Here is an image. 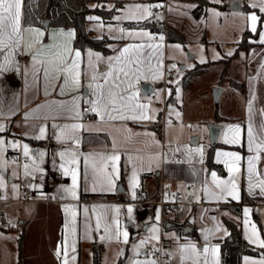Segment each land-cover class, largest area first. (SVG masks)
I'll return each instance as SVG.
<instances>
[{
	"label": "rangeland",
	"instance_id": "obj_1",
	"mask_svg": "<svg viewBox=\"0 0 264 264\" xmlns=\"http://www.w3.org/2000/svg\"><path fill=\"white\" fill-rule=\"evenodd\" d=\"M122 1L123 6L114 13L113 21L109 24L90 19L88 22V27L93 29L95 37L108 34L111 37L119 38L120 41L109 43L113 47H116L121 41L145 38L128 36L129 31H145L153 35L150 29L129 26L131 23L165 17L164 12L155 13L153 11V7L160 5L161 0ZM209 1L211 4L206 7L203 0H198V3L206 7V14L202 20L191 16V4L187 3L189 9L182 12V15L188 12L186 16L167 18L155 24L160 25L162 30L161 32L160 28L159 30L155 29V32L158 34L157 37L161 35L164 37L163 50L160 53L156 51L153 52L154 54L152 52L140 54L141 63H146L147 72L153 70V73H157L162 70L163 73L162 78H155L151 81L154 85V92L147 98L153 118L147 123L140 126L130 123L112 126L108 146L91 148L82 145L81 142L77 145L73 138L67 136L68 142L59 149H55L54 144H50L51 152L49 153L47 150L41 149L36 155L28 149L27 156L23 151V156L28 159V162L22 166L11 159L7 147L4 148L0 144V188L6 192L7 197H17L22 187L21 183L23 187H26L22 181H25L27 176L25 165L34 168L35 181L32 187L40 184L41 180L49 176L48 169H44V167H48L50 171H56L62 178L69 179L59 187L64 192L60 201L68 205L74 202L80 204L79 211L82 213V218L81 222L80 219L77 221L78 226H81V235L78 239V245L81 244L78 255L79 264H94L95 244L102 246L100 264H116L121 256L123 257L122 264H134L135 261L155 259L151 254L144 253V250L150 251L151 248L159 246L162 240L161 216L159 210L154 216L151 207L147 211L139 209L135 202L136 198L133 199L131 195L133 191L131 177L133 171H136L140 182L142 179L147 181L148 176L142 177L148 170H154L152 174H155L163 158L164 143L170 150L167 153L168 156L179 154L182 157L180 160L189 158V150L193 154L197 148H202L203 152L207 151L211 145L209 126L220 120L216 118L218 113L230 118L236 116V121H231V123L243 124L246 122L247 130L249 121H251L256 140L259 142L264 139V127H262L264 126V43L261 42L264 26L260 31L258 30L259 32H252L245 19L252 12H256L257 15L259 13L256 10L247 11L243 8L246 3L251 6L253 0ZM235 1L241 2L242 9L232 10L229 8V5ZM113 2L114 0H109L108 6H113ZM178 4L175 0H169L168 14L176 12L175 7ZM91 5L96 6L97 3L92 2ZM136 5L150 7L153 14L139 21L129 19V15L136 12ZM89 17L100 18L96 13L90 14ZM116 17H121V19L117 20ZM171 21L176 26H171ZM170 27H173L176 33L184 36L185 41H167L163 34ZM121 28L125 30L124 33L119 31ZM247 29L250 30L247 41L252 46L249 51L238 49V44ZM229 52L232 54L228 55ZM190 54L193 56L190 57ZM105 57L102 63L109 61L108 58L111 56ZM172 65L176 67L173 68ZM182 65L185 66L184 69L181 68ZM169 69L174 71L175 78L165 80V71ZM183 79L186 84L182 82ZM176 81L179 83L177 84ZM217 88L222 90L218 100L214 94ZM249 105H251L250 113ZM176 113L180 114L179 117ZM156 121L161 123V130H157L153 126ZM222 122L228 123V120L223 119ZM222 137L221 135L220 140H223ZM53 142L56 145L60 144L57 140ZM12 146L14 147V145ZM61 152L77 153L79 163L76 165L78 169V187L76 189L78 198L76 199L72 197L70 191H65L72 188V179L71 176L64 175L63 169L60 167L61 164H64V160L60 156ZM114 152L120 155L119 178L115 181L114 190H108L104 164L107 163L108 170L111 171V161L102 158H106ZM41 153H43L42 159ZM81 166L85 170L83 173L80 170ZM95 169H99V175L92 174L93 171H98ZM9 173L15 175L16 179L10 181ZM261 175L264 179V160L261 163ZM123 176L124 182L122 183ZM120 186L125 187V190L118 192ZM93 188L98 192H114L116 195L107 202H99V200H95V197H92L90 201L81 198L82 190L84 192L93 191ZM135 191L137 197V188ZM121 197H124L125 200H118ZM98 198L102 199L99 196ZM129 206L133 208L131 219L127 215ZM117 207L120 209L119 216L115 212ZM29 208L30 204L26 203H11L6 206L5 213L11 221V227L8 232L0 233V241L3 245L0 250V264H19L21 248L18 237L22 227L18 221L24 217ZM85 209H87V213H85ZM157 215L160 217L159 221L155 219ZM69 218L73 219L74 217L69 216ZM98 219L99 229L96 228ZM117 219L120 230L126 229L129 232L128 244L115 238V228L109 232L105 231L106 225L113 224V221ZM153 226L159 229L160 239L158 242L150 239L152 236L150 229ZM142 239L149 242L137 249L139 255H136L133 250L134 246L139 245ZM175 252L176 263L179 260V245H176Z\"/></svg>",
	"mask_w": 264,
	"mask_h": 264
},
{
	"label": "crops",
	"instance_id": "obj_2",
	"mask_svg": "<svg viewBox=\"0 0 264 264\" xmlns=\"http://www.w3.org/2000/svg\"><path fill=\"white\" fill-rule=\"evenodd\" d=\"M108 1L109 0H107L104 7L110 9L114 7L115 1L117 0H114V4L111 7L108 6ZM175 1L177 4L180 3L176 5L177 7H175L176 12H173L170 15L167 11L164 18L149 19L144 21H151L156 24L159 23V21L166 20L167 18L186 16L188 12L185 15H182V12L189 9L187 7V3L191 4V11L189 10L191 13H189L191 16L195 17L194 8L197 6L198 0ZM168 2L169 0H167V5ZM242 6L243 5L241 4V9ZM98 15L100 16L98 22L109 24L113 21V16L111 18L104 19L100 14ZM204 16L205 14L199 18H195L197 20H202ZM171 26H176L173 21H171ZM22 27L24 29L37 28L43 32L44 35L40 38L42 43L36 44L34 43V36L25 31L23 39L16 47L12 57H10L13 63L7 65V71H0V126H3L4 128V130L0 132V140L4 141L2 144L4 148L7 147V150L14 148L13 150L19 151L23 155L24 146L27 145L28 149L33 151L36 155L41 149L47 150L49 153L51 152L50 144H54L55 149H59L68 142V139L66 138L67 136H69V138L72 136H78L82 145L90 146L91 148L108 146L110 143L112 126L123 125L126 123L140 126L149 121L132 119L112 120L109 119L107 115H105V118L101 120L97 113L91 111V102L96 100V96L94 95L96 84L105 85L107 73L115 67L114 61L102 63V60H104L103 58H106L105 56L109 55L114 58L119 55L120 51L124 47L129 45L161 43L157 37L158 34L152 30V27L133 26L150 29L153 32V36L157 37L155 41H149L147 38L132 41H121L116 47L109 45L111 51L108 53L90 46L84 48L75 46L74 39L76 31L73 27L55 26L50 23L49 27L45 28L43 23L42 25L25 24L24 3L22 6ZM90 29L93 34V29ZM169 29L174 30L173 27H170ZM61 30L64 32H75V36L68 40V45L73 50L81 52L79 67L81 75L80 85L78 87L73 86L71 83L65 85L63 75H60L57 79H53L50 74L46 79L44 75V67H47V63L44 65L36 64L35 67L33 64V56L36 55L37 52L41 53L37 56V60L47 61L50 59L49 46L65 42V38L60 35ZM163 35H165V38L167 37L166 33ZM103 37L110 38L111 42L120 41L119 38L111 37L108 34H104V36L97 38ZM183 38L185 41L184 36ZM29 45H31V47ZM162 50L163 47L159 50L145 47L141 53H153L156 51L160 53ZM89 51L98 53L101 57L98 62L94 61V67L89 65ZM7 52V49L0 51V64L5 63L4 57L7 55ZM129 55L135 60V51L130 52ZM145 66L146 63L132 65L133 68L139 67L141 70L140 79L138 81H133L135 87L132 90L139 92L138 101L140 103L150 104L147 98L148 95H144L142 93L141 85L144 82L151 83V81L155 79V73H153V70L147 72ZM93 74L97 76V80L95 81L91 79ZM115 74L122 75L119 73ZM89 84L92 85L91 88H89ZM85 106L89 107L88 111L84 110ZM90 113L93 114V117L88 116ZM113 115H115V113H113ZM149 115H151V106ZM219 115L230 118L226 115ZM222 121L223 120H218L213 123L221 125V131L217 141L221 144L214 148L213 160L217 164L221 165L225 172H221L218 168H209L206 164L208 149L214 144H211L207 151L203 152V163L198 162V155H193L192 162L188 163V158L180 160L182 157L179 154L176 156L171 155L169 157L167 154L168 151H170L169 147L164 143L163 158L159 163L157 171L153 175L152 173H154V170H148V172L142 177L144 178L145 176H148L147 181L142 179V181L139 182L145 184V186L149 189L150 195L156 194L162 187L166 198H170L172 193L177 191L181 192L184 197L194 202V204L189 205L183 211H171L166 208L162 209L161 206L157 204H153L148 207V209L150 207L152 208L154 216L156 215L157 210H159V214L161 216L162 240L164 241L167 249H171L174 252L176 245H179L180 249L181 245L189 242L195 243L197 247L201 249L206 243L219 245L220 247V244L216 241V239L224 238L230 233V223L235 224L241 229L243 236L249 243L251 242L248 237L251 235V224L253 223L258 229L260 237L264 238V194L261 193L258 186L253 187L251 190L248 186L246 171L247 157L253 153H250L247 147V124L246 122H243V124L235 122L231 123V121H236V116L233 118L231 117V119L228 120V123H224ZM73 124H82L83 128L72 130L70 126ZM236 125H239L242 130L241 144L234 145L225 143V133L228 128ZM65 126L69 127L66 128ZM153 126L157 130H161L160 122L156 121ZM41 128L44 129V135L42 138H40ZM221 135L223 136V140H220ZM57 137H60V139H57ZM56 140L60 142L59 145H56L53 142ZM12 145H14V147ZM218 153H239L242 157H244V160L241 162V173L237 178L240 194V199L238 201L233 200L231 197L217 201L210 195V193L219 192V189L216 188L213 183L211 175L212 172H215L217 177L221 180H228L230 177L228 167L223 162L225 157L221 156L218 160ZM178 155L180 156L179 158L177 157ZM13 160L17 161L16 159ZM263 160L264 159L258 162L257 167L259 175L253 176V185H257L259 179H263L261 175V163ZM26 162H28L27 158L25 162H18V164L22 166ZM44 169H48L47 171L49 176L44 180H41L40 184L38 183L36 186L32 187L35 181V177L33 176L34 168L32 167L27 168L26 180L22 181L25 183L26 187L35 192L43 193L48 190L52 196L51 201L13 202L12 199L16 197H8V200L4 201V203H7L6 206L11 203L30 204L29 211H26L24 217H21L18 221V224L22 227L19 237L22 233L24 234V240L22 246L20 247L21 251L19 253V262L21 261L22 264H64L63 253L64 248L67 247L68 264H79L78 255L80 253L81 244L80 246L78 245V239L81 235V226H78L77 221L80 219L81 222L82 218V213L79 211L80 204L79 208L75 209L72 204L68 205L61 202L60 199L61 196L64 195V192L59 187L63 182H67L69 179L60 177L56 171H50L48 167H44ZM80 170L82 173L85 172L83 166L80 167ZM95 170L98 171H93L94 173L92 174L99 175V169ZM9 174L10 181L16 179L15 175L12 173ZM51 178L55 179V183H50ZM123 182L124 176L122 177V183ZM191 183L195 184L194 189H189V185ZM205 189H207V192ZM124 190L125 187L120 186L118 192H122ZM115 195L116 194L114 192L81 191V198L88 201H90L92 197H95V200H99V202H107L112 200V196ZM246 195L254 198L255 200L251 202L244 200ZM98 196L102 197V199L100 200ZM118 200H125V198L121 197ZM245 208L251 209V212L247 216H245L244 213ZM94 210H96V207H94ZM73 212L75 213V217L70 219L69 216H73ZM245 219L250 221V224L247 226L244 224ZM217 226L221 229L220 231H217ZM9 230L10 228L1 229L0 233L8 232ZM223 230H226V233ZM205 235L209 236L208 242L204 240ZM73 244L75 246V251H72ZM251 244L259 247L258 244ZM2 246L3 245L0 241V250H2ZM262 249L263 252L260 255H244L242 257V264H245L246 257L249 261H260L264 259V248ZM58 251L61 252L60 256H57ZM144 253H147L148 255L149 250H144ZM73 257H75L74 260ZM175 260L171 264H182L181 252L179 253V260L176 263ZM157 264H160L159 261H157ZM183 264H192V261L191 259H186L183 261ZM220 264H222L221 247Z\"/></svg>",
	"mask_w": 264,
	"mask_h": 264
},
{
	"label": "snow or ice",
	"instance_id": "obj_3",
	"mask_svg": "<svg viewBox=\"0 0 264 264\" xmlns=\"http://www.w3.org/2000/svg\"><path fill=\"white\" fill-rule=\"evenodd\" d=\"M219 2V0H217ZM24 0H0V51L8 50L7 55L4 57L5 63L0 64V71H7V65L13 63L10 59L12 57L16 47L20 44L23 39L25 31L31 33L34 36V43L41 44V37H43L44 33L41 32L37 28H28L24 29L22 27V6ZM156 7H159L157 5ZM252 8H258L259 12L264 13V0H253L251 5ZM136 12L131 13L129 15V19H136L139 21L140 19H145L148 16H151L153 13L148 6L136 5ZM90 20H99L98 17H89ZM117 20L121 19V17H116ZM250 29L252 32L258 31V26H264V19H262L256 12H252L250 15L245 17ZM103 26L102 24L100 25ZM121 33H124L125 30L121 28L119 30ZM60 35L65 38V42L62 44H53L49 46L50 59L47 61L37 60V56L41 53L37 52L36 55L33 56V64L34 67L36 64L44 65L47 63V67H44V75L47 79L51 74L53 79H57L60 75L64 77V84L68 85L71 83L73 86L78 87L80 85V61H81V52L78 50H73L68 45V40L75 36L74 31L64 32L61 30ZM128 36H140L145 37L149 41H155L157 37L153 36L151 33L145 31L132 32L129 31L127 33ZM161 43H148L145 44H136L129 45L124 47L119 55L116 57H109V61L115 62V67L112 68L107 73V78L105 80V85L96 84V88L94 91V95L96 96V100L91 102V111L97 113L100 116V119L103 120L105 115L109 119L116 120H150L153 117L149 115L150 112V104L148 103H140L138 101L139 92L134 91L135 84L133 81H138L140 79V68H133V64H140V54L142 50L147 47L149 49L159 50L163 47L164 37L161 35L158 37ZM261 42L264 43V35L261 36ZM31 47V45H29ZM179 47V46H177ZM136 52L135 60L132 56L129 55L130 52ZM232 53L229 52L228 55ZM101 57L98 53H93L91 51L88 52V60L89 65L94 67V61H99ZM203 62V61H202ZM175 68V65H172ZM115 73H119L122 75H116ZM154 77L159 79L162 78V72H157L154 74ZM91 79L93 81L97 80V76L95 74L92 75ZM171 83V81H170ZM178 84L179 81H176ZM92 85L89 84V88ZM132 90V91H130ZM251 112V105H249V113ZM115 113V115H113ZM79 115V114H78ZM177 117H179V113H176ZM66 128L69 126H65ZM72 130H78L83 128L82 124H73L70 126ZM264 127V126H262ZM4 130L3 126H0V132ZM241 127L239 125L229 127L227 132L225 133V143L228 144H241ZM44 135V129L41 128V137ZM75 140L76 144L79 145V137L74 136L71 137ZM60 139V137H57ZM4 141L0 140V144H3ZM158 143V142H157ZM247 147L252 155L247 157V179L248 186L251 190L253 187L258 186L262 194H264V179H259L257 185H253L252 179L253 176H258V162L264 159V139L259 142L256 140L254 136L251 121H249V126L247 130ZM179 151V148H177ZM29 153L27 145L24 146V155L27 156ZM193 155L199 156L200 163H203V149L197 148L195 153L193 154L191 150H189V158L188 163L192 162ZM61 159L64 160V164H61V168L63 169L64 175L71 176L72 179V188L66 189L65 191H70L71 195L74 199L78 198L77 196V187H78V169L76 165H78L79 161L77 158L76 152L71 153H60ZM225 157L223 161L230 173V177L228 180H221L217 177L215 172H212V180L216 188L219 189L218 193H210L217 201L221 199H226L227 197H231L233 200H239V185L237 183V178L241 173V162L244 160L239 153H218L217 159L220 157ZM43 158V153H41V159ZM106 161H111V171L108 170L109 165L107 163L104 164V173L105 179L108 184V190H114L115 181L119 178V167L118 162L120 160V155L117 153H113L112 155L102 158ZM131 159V158H130ZM95 167V164L93 165ZM25 173L27 174L28 165H25ZM132 184V198H136L135 189L139 187V179L136 171H133L131 177ZM95 191V188L92 189ZM207 192V189H205ZM67 210V209H66ZM115 212L117 216L120 214V209L115 208ZM251 212V209L245 208L244 213L247 216ZM85 213H87V209H85ZM133 208L129 206L127 208V215L129 219L132 218ZM73 217H75V213L73 212ZM159 221V215L155 218ZM244 224L247 226L250 224L248 219H245ZM96 228H100L99 219L97 220ZM112 228H115V238L117 240H121L122 243L128 244L129 242V232L125 229L123 231L120 230L119 220L113 221V224L106 225L105 231L109 232ZM221 229L217 226V231ZM150 231L152 232L151 240L159 241V229L155 226L151 227ZM226 233V230H223ZM103 239V237H101ZM249 241L254 244H258L260 248H264V238H261L256 228V225L251 224V235L248 237ZM204 240L208 242L209 236L205 235ZM148 240H141L139 245L134 246V253L139 255L137 249L143 247ZM72 251H75V246L73 244ZM155 251H159V249H155ZM181 252V261L186 259H191L192 264H220V247L219 245H211L206 243L203 248H198L197 245L193 242H189L180 246ZM61 252H57V256H60ZM64 264H68V255H67V247L64 248ZM171 255V254H169ZM75 257H73V260ZM134 264H157L155 259L146 260V261H135ZM245 264H264V259L260 261H249L248 258H245Z\"/></svg>",
	"mask_w": 264,
	"mask_h": 264
},
{
	"label": "trees",
	"instance_id": "obj_4",
	"mask_svg": "<svg viewBox=\"0 0 264 264\" xmlns=\"http://www.w3.org/2000/svg\"><path fill=\"white\" fill-rule=\"evenodd\" d=\"M92 2H96L97 5L92 6ZM203 2H205L204 5L206 6L211 3L208 0H203ZM106 3L107 0H24V22L28 25H42V20L47 18L51 20L52 25L73 27L76 31L74 39L75 46L81 48L90 46L108 53L111 51V48L109 47L111 39L107 37L97 38L93 36L91 29L88 27L90 14L98 13L104 19L111 18L119 7L122 6L123 1H115L114 7L110 9L104 7ZM243 8L247 11L256 10L260 17L264 19L263 13L259 12L258 8L254 9L247 3ZM194 14L196 18L201 17L206 14V7L198 3L194 8ZM130 25L152 27V30L154 31L155 29L159 30L160 28V25H155V23L151 21L131 23ZM261 28L262 26H258L259 31ZM249 32V29L244 32L243 37L238 44V49L249 51L252 48L251 43L247 41ZM166 36L168 41H184L183 36L172 29H168ZM182 82L186 84L184 79ZM216 117L220 120L231 119L220 116L219 113ZM220 144L221 143L217 142L210 146L208 149L206 164L209 168H218L221 172H225L223 167L213 160L214 148ZM244 200L251 202L255 199L246 195ZM23 240L24 234L22 233L19 237L20 247L22 246ZM216 241L219 242L221 247L222 264H242V257L244 255H260L263 252L262 248L249 243L243 236L241 229L233 223H230V233L224 238L216 239ZM101 251L102 246L95 245L94 264H100ZM122 261L123 257L121 256L116 264H122ZM19 264H22L21 261Z\"/></svg>",
	"mask_w": 264,
	"mask_h": 264
},
{
	"label": "built area",
	"instance_id": "obj_5",
	"mask_svg": "<svg viewBox=\"0 0 264 264\" xmlns=\"http://www.w3.org/2000/svg\"><path fill=\"white\" fill-rule=\"evenodd\" d=\"M161 4L159 7L155 5L153 7V11L155 13L164 12L165 14L168 11L167 0H161ZM175 77L174 71L169 69L165 72L164 78L165 80L173 79ZM156 97V95H155ZM84 110L88 111L89 107L85 106ZM88 116L93 117V114L90 113ZM8 154L11 158L16 159L19 163H23L26 161V158L19 152L13 149L8 150ZM180 157L179 155L177 156ZM50 183H55V179L51 178ZM22 185V183H21ZM195 184L191 183L189 185V189H194ZM8 197L6 192L0 188V230L7 229L11 227V221L7 217L5 213V207L7 203ZM52 196L50 195L49 191L46 190L43 193L35 192L28 187H21L19 194L16 198L12 199L13 202H28V201H51ZM135 202L138 204L139 209L141 211H146L150 205L157 204L161 206L162 209H168L171 211H183L189 205L194 204L193 201L189 200L188 198L184 197L181 192H173L170 198H166L164 196V189L161 187L159 191L154 194H149V189L145 186L144 183H139V187L137 188V197ZM73 208L78 209L79 203L74 202L72 203ZM155 249H159V251H155ZM160 264H171L176 257V254L173 250L167 249L163 240H161L159 246L157 248H151L149 251ZM171 254V255H169Z\"/></svg>",
	"mask_w": 264,
	"mask_h": 264
},
{
	"label": "water",
	"instance_id": "obj_6",
	"mask_svg": "<svg viewBox=\"0 0 264 264\" xmlns=\"http://www.w3.org/2000/svg\"><path fill=\"white\" fill-rule=\"evenodd\" d=\"M229 8L232 10H240L241 9V2L240 1L233 2L229 5ZM42 23H43L45 28H48L50 23H51V20L46 18V19L42 20ZM192 56L193 55L190 54V57H192ZM181 68L184 69L185 66L182 65ZM141 90H142V93L144 95H149V94L154 92V87L150 82H144L141 85ZM221 92H222L221 89H219V88L215 89L214 94H215V98L217 100L220 98ZM220 131H221V125H219V124H212L209 126V140H210L211 144L217 143V141L219 139ZM196 141H198V140L196 139Z\"/></svg>",
	"mask_w": 264,
	"mask_h": 264
}]
</instances>
